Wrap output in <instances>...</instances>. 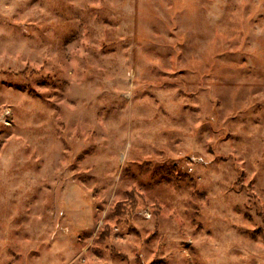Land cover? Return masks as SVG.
Wrapping results in <instances>:
<instances>
[{"label": "rangeland", "instance_id": "374dc122", "mask_svg": "<svg viewBox=\"0 0 264 264\" xmlns=\"http://www.w3.org/2000/svg\"><path fill=\"white\" fill-rule=\"evenodd\" d=\"M0 264H264V0H0Z\"/></svg>", "mask_w": 264, "mask_h": 264}]
</instances>
